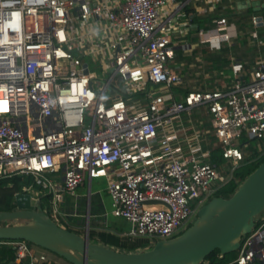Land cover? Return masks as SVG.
<instances>
[{"label":"built area","instance_id":"built-area-1","mask_svg":"<svg viewBox=\"0 0 264 264\" xmlns=\"http://www.w3.org/2000/svg\"><path fill=\"white\" fill-rule=\"evenodd\" d=\"M181 6L180 0H0V178L33 175L47 188L52 208L43 211L56 223L64 221L65 194H75L85 177L105 175L111 213L131 223L128 235L172 237L222 184L220 169L195 145L179 151L172 120L205 107L221 154L233 165L244 158L241 136L264 137V62L227 87L174 97L181 77L170 64V23ZM260 20L252 16L254 24ZM231 31L222 16L205 33L228 39ZM86 57L109 73L103 84H95ZM116 76L123 91L150 82L162 92L147 91L145 104L130 102L112 90ZM10 241L13 264H54L46 253L33 254L29 241ZM214 264H264V218L241 236L232 259Z\"/></svg>","mask_w":264,"mask_h":264},{"label":"crops","instance_id":"crops-1","mask_svg":"<svg viewBox=\"0 0 264 264\" xmlns=\"http://www.w3.org/2000/svg\"><path fill=\"white\" fill-rule=\"evenodd\" d=\"M180 1L182 6L170 23L173 49V60L170 64L181 77V83L175 88V98H181L183 93L189 89L227 87L237 76H247L253 67L264 62V35L259 37V32L251 27L254 25L252 16L258 15L262 18L256 25L264 29V12L262 11L264 0ZM248 1H259L255 4L258 9H253L251 5L247 6ZM248 8L255 11L251 13L250 19H247L244 13ZM224 10L232 14L231 20L226 17L227 23L233 30L230 37L228 39L209 38L205 31L211 28L209 27L211 22L215 26V19L221 17L215 16V13ZM238 23L247 24L243 29L245 33L237 28ZM205 26L209 28L206 29ZM252 31H255L256 35H253ZM247 32L255 39H244L240 42ZM118 85H120L119 82L116 83V89L112 90H117V87L120 89ZM120 90L128 101L146 103L145 93L148 91L146 87L130 93L123 91V88ZM170 129L177 134V146L181 153H189L191 151L189 143H191L196 146L195 152L203 160L210 163L217 162L214 152L221 147L205 107L197 106L190 111L182 112L179 117L172 120ZM204 153L207 155L204 156ZM19 174L25 177L30 175L34 178L31 174ZM99 176L105 175L93 176L90 180L85 177L76 188L75 194L64 195L60 209L64 214L65 227L79 234L86 233L90 240L110 245L103 241L100 233H109L123 238L128 235L129 231L126 232L124 227L128 223L131 228V223L111 213V199L106 189L107 184L102 186L98 181L96 185L93 183L94 177ZM26 189H33L30 191L33 196L39 198L40 202L43 200L42 197L47 195V193L39 195L41 189L34 188L30 182L23 184L22 191ZM10 240L12 239L0 240V246H4L6 250L12 249L6 253H0L2 264H13L15 248ZM29 248L35 255L46 253L47 258L54 264H70L63 257L32 242L29 243Z\"/></svg>","mask_w":264,"mask_h":264},{"label":"water","instance_id":"water-1","mask_svg":"<svg viewBox=\"0 0 264 264\" xmlns=\"http://www.w3.org/2000/svg\"><path fill=\"white\" fill-rule=\"evenodd\" d=\"M256 3L247 6L258 9ZM11 201L13 208L0 209V239L27 240L72 264H197L214 249L221 254L237 249L255 224L264 209V159L229 196L215 195L202 204L180 233L139 250H119L56 223L30 192L17 191Z\"/></svg>","mask_w":264,"mask_h":264},{"label":"rangeland","instance_id":"rangeland-1","mask_svg":"<svg viewBox=\"0 0 264 264\" xmlns=\"http://www.w3.org/2000/svg\"><path fill=\"white\" fill-rule=\"evenodd\" d=\"M251 27H252V29H255V30H257V32H259L258 33L259 37H262L264 35V32H263L264 29L262 26H257L256 24H254ZM242 33H245L244 30L242 31ZM244 39L254 40L255 38H254V36H252V34L247 32V34H245V36L242 39H240V42H241V40H244ZM86 59L89 61L91 74L93 75V77L95 79H97L95 84L97 86L103 84V81L108 77L109 73L105 72L103 70L100 61H92L88 57H86ZM170 60L171 61L173 60V56L170 58ZM121 81H122L121 78L119 76H116L113 80V84L116 85V83H118V82L121 83ZM146 90H148L152 93L162 92V89L159 86L152 84L150 82L147 84ZM135 95L136 94H134V96ZM32 123H34V121ZM241 142L243 143L242 148L245 151V156L242 160L238 161L236 165H233V163L230 160H227L226 158H224L222 156L220 148L214 152L216 159H217V162H216L217 167L222 171L221 172V181H220L222 184L220 187H222V189H224V191H226L225 193H222V194L230 195V192H231L230 189L232 188V186L234 185L235 189L238 186L236 180L239 181L241 179V176L246 174L247 171H249L251 169V167H253V164L256 163L257 161L261 160L262 157L264 156V137L259 138V139L258 138L249 139L246 136H241L239 143H241ZM105 177L106 176L94 177V179H93L94 185H96V182L98 181L100 183V185L105 186V184H107V180ZM30 183L32 184V186L34 188H40L41 189V193L39 195H41L42 193H45L47 191V188L42 187L40 185V182H38L35 178L31 179ZM215 193L211 197L215 196ZM12 197L13 196H11L9 198V200L7 201L6 204L0 205V209H11V208H13L14 206H13V203L11 201ZM42 198H43V200L41 201L42 207L48 208L47 212L50 213L52 206L48 200L49 196L46 195ZM35 200H36V198H35V196H33L32 201H35ZM196 213H197V211H196ZM195 217H196V214L192 215L187 220V223L184 225V228H186L188 225H190L192 223V221L195 219ZM263 218H264V209L259 214L256 215L255 223L262 221ZM14 221L19 222V221H24V220L16 219ZM60 224L65 225V222L62 221V219H61ZM129 228H130V225L127 223L126 226L124 227V230L127 232L129 230ZM183 229H180L179 233ZM177 234H178V232H177ZM124 239H125V241H128V242L130 241V242L146 243L147 247H150L155 243L151 240L149 241L145 237H139V236L127 235L124 237ZM136 245L137 246H135L134 250L143 249L140 246V244H136ZM116 249H118V248H116ZM233 251L236 252L237 249H235ZM233 251H231V252H233ZM228 253H229L228 257H231L232 254L230 252H228Z\"/></svg>","mask_w":264,"mask_h":264},{"label":"trees","instance_id":"trees-1","mask_svg":"<svg viewBox=\"0 0 264 264\" xmlns=\"http://www.w3.org/2000/svg\"><path fill=\"white\" fill-rule=\"evenodd\" d=\"M254 10L252 8H248L247 11H245V16L247 17V19L251 17V13L253 12ZM262 11L264 12V8L262 9ZM255 12V11H254ZM215 16H223V17H227L228 20H231L232 19V14L231 12L229 11H220V12H216L215 13ZM240 23V22H239ZM237 24V28L240 29V30H243L244 28H246V23H241V24ZM214 25L213 22H211V25L209 27H212ZM207 26H205L204 28H209ZM242 145L243 143H239V147L241 148L244 156H245V151L244 149L242 148ZM221 149V148H220ZM264 159V156L262 157L261 160L257 161L256 163L253 164V167H251V169L249 171H247L246 174L242 175L241 176V179L237 182V185L243 181V179ZM214 165L217 166V163L214 162L213 163ZM31 179H33L30 175L28 176H23V175H20V174H13L11 176H6V177H1L0 178V205L2 204H6L7 201L9 200V198L11 196H13V194L17 191H22V187H23V184H26V183H29L31 181ZM236 185V186H237ZM235 190V186L233 185L232 188L230 189V194ZM226 191H224V189H222V187H219L217 189V192L215 193V195H222V196H229V195H226V194H222V193H225ZM49 196V195H48ZM101 234V237L103 239L104 242H107V243H110L109 246H112L114 248H118L119 250H126V251H129V250H134L135 249V246H137L136 244H140L141 247H147V244L146 243H138V242H128V241H125L124 237H118V236H114L112 234H109V233H100ZM0 240H3V239H0ZM129 243V244H128ZM4 249V250H3ZM12 250V249H10ZM10 250H6L4 248V246H0V253H6V251H10ZM232 254L231 257H228L229 253H225V254H221L220 251L218 249H214L213 251H211L204 259H209L211 263H218V262H226L230 259H232L236 253V252H230ZM2 264V263H0Z\"/></svg>","mask_w":264,"mask_h":264}]
</instances>
